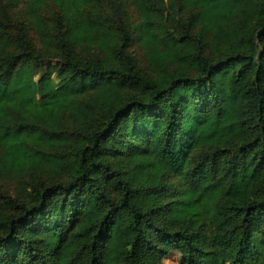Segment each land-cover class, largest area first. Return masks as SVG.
<instances>
[{
	"label": "trees",
	"instance_id": "1",
	"mask_svg": "<svg viewBox=\"0 0 264 264\" xmlns=\"http://www.w3.org/2000/svg\"><path fill=\"white\" fill-rule=\"evenodd\" d=\"M132 4L0 0V264H264V0Z\"/></svg>",
	"mask_w": 264,
	"mask_h": 264
},
{
	"label": "rangeland",
	"instance_id": "2",
	"mask_svg": "<svg viewBox=\"0 0 264 264\" xmlns=\"http://www.w3.org/2000/svg\"><path fill=\"white\" fill-rule=\"evenodd\" d=\"M128 5L129 8L132 12V14L134 15L135 18H137V12L135 10V7L132 4V0H124ZM33 36H35L34 32H32ZM134 50L137 52L138 56L141 58L142 57V49L140 48V46L138 45H134L133 46ZM0 184L2 186H4L5 188L14 190L15 186H16V182L15 180L11 179V178H5L3 180L0 181ZM183 258L182 255L179 251L176 250H172L171 253L166 256L163 259L164 264H182L183 263Z\"/></svg>",
	"mask_w": 264,
	"mask_h": 264
}]
</instances>
